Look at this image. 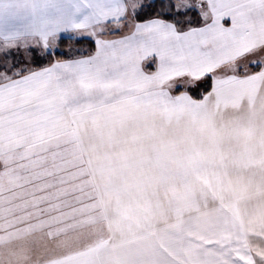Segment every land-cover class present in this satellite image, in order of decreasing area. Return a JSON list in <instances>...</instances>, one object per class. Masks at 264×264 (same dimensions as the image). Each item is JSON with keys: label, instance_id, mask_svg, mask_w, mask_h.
Wrapping results in <instances>:
<instances>
[{"label": "snow or ice", "instance_id": "obj_1", "mask_svg": "<svg viewBox=\"0 0 264 264\" xmlns=\"http://www.w3.org/2000/svg\"><path fill=\"white\" fill-rule=\"evenodd\" d=\"M0 264H264V0H0Z\"/></svg>", "mask_w": 264, "mask_h": 264}]
</instances>
